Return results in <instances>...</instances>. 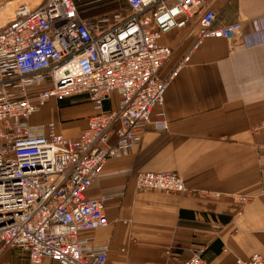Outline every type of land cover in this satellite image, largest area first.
<instances>
[{
	"label": "built area",
	"instance_id": "obj_1",
	"mask_svg": "<svg viewBox=\"0 0 264 264\" xmlns=\"http://www.w3.org/2000/svg\"><path fill=\"white\" fill-rule=\"evenodd\" d=\"M122 1L125 7L110 18L84 17L80 0L0 4V254L19 249L32 264H106L109 245L94 247L80 234L110 226L105 207L112 196L88 198L87 192L107 161L138 147L147 128L169 130L165 93L190 61L186 56L163 78L173 50L158 41L191 22L199 26L193 50L207 38L231 48L243 40L241 23L215 27L214 0ZM11 2L18 4L5 17ZM113 93L118 110H103ZM78 96L97 110L79 138H66L55 123H30L49 101ZM112 133L116 142L109 144ZM137 190L189 192L176 172H140ZM184 264L208 263L200 250ZM235 264H264V255Z\"/></svg>",
	"mask_w": 264,
	"mask_h": 264
},
{
	"label": "crops",
	"instance_id": "obj_2",
	"mask_svg": "<svg viewBox=\"0 0 264 264\" xmlns=\"http://www.w3.org/2000/svg\"><path fill=\"white\" fill-rule=\"evenodd\" d=\"M211 7L215 27L241 23L243 40L231 48L207 38L193 50L196 22L164 34L158 45L173 55L163 78L190 55L165 93L169 130L147 128L138 147L107 161L87 192L88 198L112 196L105 207L110 226L80 234L94 247L109 245L106 264H184L200 250L208 264L264 255V0H214ZM119 101L113 93L103 110H118ZM96 113L87 96L51 100L30 123H55L77 139ZM115 142L112 133L109 144ZM140 172H176L189 192L139 191ZM0 264L32 263L21 250L6 249Z\"/></svg>",
	"mask_w": 264,
	"mask_h": 264
},
{
	"label": "rangeland",
	"instance_id": "obj_3",
	"mask_svg": "<svg viewBox=\"0 0 264 264\" xmlns=\"http://www.w3.org/2000/svg\"><path fill=\"white\" fill-rule=\"evenodd\" d=\"M5 3V0H0V4ZM80 3L83 5V14L87 17H96L103 14H108L109 18L112 16V12L117 10L118 8L125 7L124 1H98L97 0H81ZM18 4L15 3V7ZM6 5V4H5ZM33 123L36 124V120H33Z\"/></svg>",
	"mask_w": 264,
	"mask_h": 264
},
{
	"label": "bare ground",
	"instance_id": "obj_4",
	"mask_svg": "<svg viewBox=\"0 0 264 264\" xmlns=\"http://www.w3.org/2000/svg\"><path fill=\"white\" fill-rule=\"evenodd\" d=\"M15 3L16 2H11L5 6L4 11H3V14L5 17H8L13 13L14 8H15Z\"/></svg>",
	"mask_w": 264,
	"mask_h": 264
},
{
	"label": "trees",
	"instance_id": "obj_5",
	"mask_svg": "<svg viewBox=\"0 0 264 264\" xmlns=\"http://www.w3.org/2000/svg\"><path fill=\"white\" fill-rule=\"evenodd\" d=\"M81 1V0H80ZM113 1H115V0H113ZM79 6H80V11H81V13H82V15L84 16V17H87L86 15H84L83 14V5L79 2ZM100 16V15H99Z\"/></svg>",
	"mask_w": 264,
	"mask_h": 264
}]
</instances>
